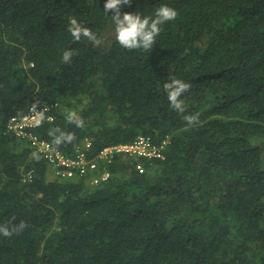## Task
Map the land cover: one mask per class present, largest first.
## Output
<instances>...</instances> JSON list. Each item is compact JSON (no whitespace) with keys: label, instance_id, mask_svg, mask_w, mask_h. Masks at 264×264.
Here are the masks:
<instances>
[{"label":"trees","instance_id":"obj_1","mask_svg":"<svg viewBox=\"0 0 264 264\" xmlns=\"http://www.w3.org/2000/svg\"><path fill=\"white\" fill-rule=\"evenodd\" d=\"M106 3L0 0V226L26 224L0 233V264H264V0L121 5L147 17L177 11L150 51L119 45ZM70 18L100 43L75 41ZM172 79L191 86L184 113L167 98ZM34 104H56L54 119L26 131L66 156L86 139L96 154L144 135L168 141L165 158L117 156L52 179L32 142L9 129ZM55 128L75 139L55 145Z\"/></svg>","mask_w":264,"mask_h":264},{"label":"clouds","instance_id":"obj_2","mask_svg":"<svg viewBox=\"0 0 264 264\" xmlns=\"http://www.w3.org/2000/svg\"><path fill=\"white\" fill-rule=\"evenodd\" d=\"M130 2L131 0H107V3L104 6L105 13L108 11H112L114 13L111 17L113 23L115 24L116 40L120 46L127 50L150 51L155 44L156 37L162 30L161 26L167 22L174 21L177 18L178 13L173 8L167 5H162L156 9L154 17L141 16L139 13L122 14L120 6L129 5ZM68 31L71 33V36L75 41H80L82 38H85L94 44L98 45L100 43L93 31L80 24L75 18H70ZM73 55L74 53L71 50L64 51L62 56L63 62L69 63ZM190 87V84L179 79H172L169 83L164 85V89L167 92V98L173 110L179 113L185 112V104L181 97L190 90ZM36 109L37 105L34 104L32 106V112L35 113L32 117L33 126L39 127L46 118V110L37 111ZM183 118L189 126L199 123L198 115H185ZM47 119L51 120L52 118L47 117ZM67 121L69 123H74L77 127L82 128L84 126L83 119L78 118L77 114L72 111L68 113ZM58 131H60L59 128L51 129L49 131V135L53 137V143L57 146L62 143H72L75 139L74 134L71 133L61 132L60 136H54V132ZM33 155L37 160L39 159L38 155L35 153ZM50 169L54 175L51 167ZM54 177L56 176L54 175ZM25 227L26 224L24 222L11 227V229L8 226H0V233H2L5 237H10L13 233L19 234V232H21Z\"/></svg>","mask_w":264,"mask_h":264},{"label":"built area","instance_id":"obj_3","mask_svg":"<svg viewBox=\"0 0 264 264\" xmlns=\"http://www.w3.org/2000/svg\"><path fill=\"white\" fill-rule=\"evenodd\" d=\"M55 105L44 106L36 110H46L45 120H49L47 117H51L52 119L49 121H52L54 116L49 112ZM34 115L35 113L31 110L27 114L12 117L9 122V129L14 131L18 136L28 138L32 142L35 150L52 168L54 175L63 180L75 178L76 176L81 177L88 172L98 171L101 163H111L120 155L145 158L148 160L165 158L168 141L166 140L160 144H155L150 137L144 135L138 136L132 142L111 144L96 154L90 153L92 143L89 139H86L77 147L73 155L66 156L50 142L40 139L26 131V129L35 128L32 119ZM137 168L141 173L145 170L142 165H138ZM110 176V172L105 170L100 175L93 176L90 181L92 185H97L108 180Z\"/></svg>","mask_w":264,"mask_h":264},{"label":"rangeland","instance_id":"obj_4","mask_svg":"<svg viewBox=\"0 0 264 264\" xmlns=\"http://www.w3.org/2000/svg\"><path fill=\"white\" fill-rule=\"evenodd\" d=\"M50 177L53 179L54 175L52 174V172L50 171Z\"/></svg>","mask_w":264,"mask_h":264}]
</instances>
